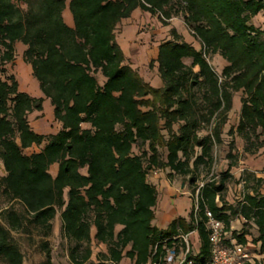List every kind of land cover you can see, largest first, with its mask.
Listing matches in <instances>:
<instances>
[{"label": "trees", "instance_id": "1", "mask_svg": "<svg viewBox=\"0 0 264 264\" xmlns=\"http://www.w3.org/2000/svg\"><path fill=\"white\" fill-rule=\"evenodd\" d=\"M66 1L0 0V160L5 171L0 189L11 204L0 209V261L23 264L14 234L36 230L48 238L59 212L72 264H94L92 230L107 249L95 264H120L125 258L130 264L154 258L166 264V251L185 248L182 237L192 232L200 248L189 257L204 262L211 250L207 209L226 232L236 217L246 220L239 233H231L241 245L249 243V225L255 228L251 244L264 264L263 178L236 205L225 200L230 170L219 181H205L197 217L193 197L189 219L177 217L165 229L154 224L158 190L148 181V173L158 169L169 170V177L188 176L196 186L203 181L198 169L211 167L238 92L236 132L246 142L245 151H251L253 141L256 149L264 146V29L253 24L264 17V0H69L73 27L63 18ZM136 9L159 14L165 26L181 13L201 44L199 50L170 30V39L158 45L150 63L157 64L161 87L125 64L116 40L117 26ZM18 42L26 46L23 60L61 125L55 134H39L30 125L29 116L42 112L44 98L20 91L15 76H1L14 62ZM215 55L227 63L220 74L207 59ZM32 147L40 150L25 152ZM42 249L43 264H52L47 241Z\"/></svg>", "mask_w": 264, "mask_h": 264}, {"label": "rangeland", "instance_id": "2", "mask_svg": "<svg viewBox=\"0 0 264 264\" xmlns=\"http://www.w3.org/2000/svg\"><path fill=\"white\" fill-rule=\"evenodd\" d=\"M69 0L66 1V9L63 12L65 23L73 27V17L68 7ZM168 25H163L159 14L152 15L149 12L136 9L132 15L122 20L116 29V40L120 45L126 60L125 64L135 69L140 76L147 81H151V85L157 87L160 85L161 79L158 76L157 64L150 67V63L157 58V47L163 41L170 39V30L175 28L193 44L197 49H201V44L195 39L184 23L181 13H177L172 19L167 20ZM256 27L264 29V17L262 15L253 19ZM15 49L16 58L12 64H8L1 76H15L19 83V89L32 97H42V112H33L29 116L31 127L40 134L50 135L56 132L55 120L53 118V106L49 99L42 94L38 81L32 76L31 66L24 62L23 52L25 45L18 42ZM209 63L214 70L220 74L224 66L227 64L219 55L207 57ZM190 64V60L187 61ZM100 81L102 82V78ZM241 109V92L235 93L233 97L232 109L228 114L227 122L223 129L222 143L214 147L213 162L210 168L199 167V179L203 181L215 180L219 181L224 173L229 171L231 179L228 183L225 200L232 205L238 204L242 194L252 192L258 187L257 179L263 178V161L264 146L256 149V142L253 141L249 145L250 152L245 151L246 142L237 134L236 129L240 120ZM207 130L201 134L205 135ZM263 137L260 139L262 140ZM40 150L34 147L33 150H27L26 153L37 152ZM134 153H139L134 148ZM161 157H166L164 149L160 150ZM235 166L230 169L232 163ZM0 170L4 171L3 164L0 160ZM148 173V181L155 184L158 194L160 195L159 209L167 214L177 217H185L189 219L193 206V195L195 192V184H191L189 177L174 175L169 177V170H154ZM249 178V179H248ZM248 179L246 182L245 180ZM260 190L264 191V181L261 183ZM10 202L2 195L0 189V209L10 206ZM15 205V204H14ZM19 208L18 205H15ZM244 224H237L239 233ZM250 234L249 242L257 237V231L251 225L247 228ZM92 230V262H97L100 252H106V246L97 243ZM15 240L21 248L24 255L23 264H43L45 262V252L42 249V242L47 241L51 250L52 264H72L69 259V250L71 243L61 236V220L58 212L53 220L52 233L48 238H41L36 230H32L30 234L15 233ZM185 245L189 248L191 256L195 257L199 253L200 243L197 235H189L186 237ZM180 248L183 246L179 245ZM257 248V247H256ZM254 251V249H253ZM255 254L258 251L255 250ZM0 264H4L0 261ZM120 264H130L129 259L125 258Z\"/></svg>", "mask_w": 264, "mask_h": 264}, {"label": "built area", "instance_id": "3", "mask_svg": "<svg viewBox=\"0 0 264 264\" xmlns=\"http://www.w3.org/2000/svg\"><path fill=\"white\" fill-rule=\"evenodd\" d=\"M156 174V171H153ZM205 181L197 183L194 192V215L197 217L199 212V194L200 190L204 187ZM205 216L207 218V229L209 231L210 241V257L204 262H195L189 257V248L180 249L176 252L174 249L166 251L164 261L166 264H256L255 258L250 252L248 246L239 244L235 239H228L225 226L221 220L214 218L213 214L209 210H205ZM186 237L182 239L186 241ZM156 254V249L154 254ZM149 264H161L160 259H152Z\"/></svg>", "mask_w": 264, "mask_h": 264}, {"label": "crops", "instance_id": "4", "mask_svg": "<svg viewBox=\"0 0 264 264\" xmlns=\"http://www.w3.org/2000/svg\"><path fill=\"white\" fill-rule=\"evenodd\" d=\"M179 33V32H178ZM181 34V33H179ZM182 35V34H181ZM183 36V35H182ZM184 38V36H183ZM185 41H187L188 43H191L189 40L185 39ZM17 44L15 45V48ZM26 49V48H25ZM25 51V50H24ZM157 52H158V47H157ZM146 82L150 83L151 84V81H147L145 80ZM162 86V83L160 85H158L157 87H161ZM40 97V96H39ZM37 97V98H39ZM54 118V117H53ZM55 128H56V132L52 133V134H55L57 133L60 129H61V125L55 121ZM40 134V133H39ZM34 147L30 148V149H27V150H33ZM39 151V150H38ZM37 151V152H38ZM32 153V152H31ZM30 154V153H29ZM57 165H53L51 168H50V173L52 174V176H56L57 174ZM5 175V171L2 172V170H0V176H4ZM155 185V184H154ZM243 196L240 198V200L243 199L244 197V194H242ZM159 200H160V195L158 194V204H157V208H156V217H155V221H154V224L160 228V229H165L167 227V225L169 223H171L174 219H175V216L173 215H170V214H167L165 213L164 211L160 210L158 207H159ZM239 200V201H240ZM182 217V216H180ZM185 218V217H183ZM187 219V218H186ZM246 223V220L242 217V216H239V217H236L232 222H231V226H230V232H227V238L228 239H231L232 238V232L233 231H236L238 230L237 228V224H245ZM192 235H197L196 232H192L191 233ZM190 234V235H191ZM247 239L249 240V237H247ZM248 248L250 249V252L252 253V255L254 256V260L256 262V264H262V255L260 254H255V251H253V249H255V247L251 244V242L248 243Z\"/></svg>", "mask_w": 264, "mask_h": 264}]
</instances>
